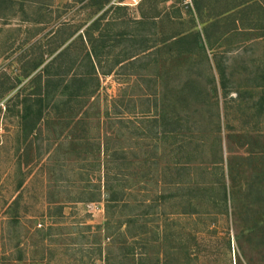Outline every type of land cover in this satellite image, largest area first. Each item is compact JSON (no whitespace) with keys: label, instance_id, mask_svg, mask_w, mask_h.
I'll return each mask as SVG.
<instances>
[{"label":"rangeland","instance_id":"obj_1","mask_svg":"<svg viewBox=\"0 0 264 264\" xmlns=\"http://www.w3.org/2000/svg\"><path fill=\"white\" fill-rule=\"evenodd\" d=\"M23 2L0 12V264H264V0ZM97 18L99 70L141 60L29 133L34 76L66 46L86 68Z\"/></svg>","mask_w":264,"mask_h":264},{"label":"trees","instance_id":"obj_2","mask_svg":"<svg viewBox=\"0 0 264 264\" xmlns=\"http://www.w3.org/2000/svg\"><path fill=\"white\" fill-rule=\"evenodd\" d=\"M14 1H17L21 6V10L24 3L23 1L26 0H0V12L2 10L7 9L11 5L14 4ZM4 15V14H3ZM140 24L146 23L144 19H140L137 21ZM99 21L98 18L95 19L91 25L88 26L86 31L82 33L79 36V40L83 43L85 46V53L83 58L88 62L86 68L80 69L79 66L77 68H73L72 66L80 61L79 54L73 55L69 50L71 47H64L62 50H60L45 66L42 70H40L35 76L34 81H36V87L31 92V94L22 100L21 107H20V118L21 122L25 129H28L29 133H31L35 127L37 126V123L41 120L42 115L44 113V101L46 99L51 100V107L54 110H73V104H80L82 103V99H86L89 97H92L94 93L98 90L99 87V75L100 74H110L113 70V67L117 65L124 66L125 63L129 64H135L136 62L140 61L141 58L139 56V53H121L115 55L113 64L105 69V70H99L96 66V62L101 63L105 56V54H102L100 51V47H104L106 45V39L101 32L98 34V36H94L92 34L93 30L98 29ZM72 34V33H71ZM71 34H68L67 36H62L61 41L55 45V47L52 49L53 52H55L57 49L60 48L62 44H64V41L67 40ZM121 37L123 39L125 37V34H121ZM196 37V35H195ZM123 39L120 41L122 42ZM184 38L174 39L171 43H179ZM197 39L199 40V37L197 36ZM197 40V41H198ZM196 41V38H195ZM101 46H98V43ZM88 45V47H87ZM69 46V45H68ZM87 47V48H86ZM109 54H106V57ZM205 57L207 58L206 54ZM42 61L36 62L35 67L36 69L38 66H40ZM70 64V66H69ZM219 70V69H218ZM221 79L220 83L221 86L224 88L225 84L223 83V71L219 70ZM45 74V75H44ZM162 76V73H159L156 71L155 77L156 79H159ZM46 90V91H45ZM160 93L162 95V90H160ZM158 93H148L146 95L147 100L150 101V98L152 95L156 97ZM46 96V97H45ZM167 96H161L160 100L157 102L155 98V102L150 103L149 108L155 109V113H157V116L155 118L149 117L148 115L145 116L148 122H151V125L154 126V128L161 127L162 131V120L164 118V111L167 107ZM49 102V101H48ZM46 108V107H45ZM149 109V111H150ZM148 110V109H147ZM148 112V111H146ZM145 112V113H146ZM150 113V112H149ZM161 133V132H160ZM107 146V145H106ZM107 150V148H106ZM177 165V163H176ZM112 184L108 178L104 182V189L107 193L106 202L108 205H106V210L108 211L110 208V203H116L120 200V196L117 194H114L112 191ZM145 213V212H144ZM146 214V213H145ZM139 216V215H138ZM137 217V216H136ZM140 218V217H139ZM128 223H133L136 220L130 219L127 220ZM108 224V221H106ZM119 225L121 221H118Z\"/></svg>","mask_w":264,"mask_h":264}]
</instances>
